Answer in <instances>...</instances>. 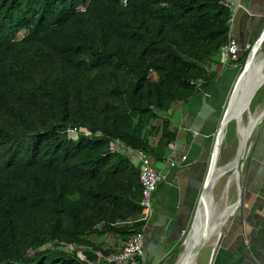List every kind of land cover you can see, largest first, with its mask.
Listing matches in <instances>:
<instances>
[{"label":"trees","instance_id":"obj_1","mask_svg":"<svg viewBox=\"0 0 264 264\" xmlns=\"http://www.w3.org/2000/svg\"><path fill=\"white\" fill-rule=\"evenodd\" d=\"M231 14L225 0H0V264H107L68 245L107 254L142 231L138 167L109 142L167 158L168 112L215 78Z\"/></svg>","mask_w":264,"mask_h":264},{"label":"crops","instance_id":"obj_2","mask_svg":"<svg viewBox=\"0 0 264 264\" xmlns=\"http://www.w3.org/2000/svg\"><path fill=\"white\" fill-rule=\"evenodd\" d=\"M228 2L232 10L229 36L236 41L241 55L264 29V0ZM210 71L216 73L213 81L184 102L174 104L168 112L176 138L167 157L175 164L159 166L163 177L153 192L151 211L142 230L143 256L139 264H175L179 259L181 232L190 226L203 193L223 109L239 69L237 63L229 61L213 64ZM255 109L261 113L264 98ZM181 156H185L184 160ZM229 175L221 196L225 199L227 188L232 185L234 191L231 198L226 196L222 209L228 210H221L218 231L210 241L207 236L205 244L210 246L203 249L208 252L206 264H264V116L256 123L238 178L237 173L232 179ZM100 241L103 249H114L116 243L117 248L121 245L108 236Z\"/></svg>","mask_w":264,"mask_h":264},{"label":"bare ground","instance_id":"obj_3","mask_svg":"<svg viewBox=\"0 0 264 264\" xmlns=\"http://www.w3.org/2000/svg\"><path fill=\"white\" fill-rule=\"evenodd\" d=\"M258 43L259 40L253 47V52L247 60L246 72L243 73V76H241L238 83L235 85L229 99L228 108L226 113L223 115V119L218 129L216 143L212 149L209 170L205 181L206 184L199 200V208L195 217V223L193 224L192 231L185 242V247L178 264H193L196 259L195 251L198 249L199 244L206 242L208 235L210 236V241L211 237L218 231V226L222 220L221 216L223 215V212H219L220 209L217 208V206H214L211 199L209 200L212 187L217 179L228 171L232 172L229 175L230 179L234 178L236 173L238 178V172L241 166H238V161L239 159H241L242 162L244 160L245 140L250 131L254 130V125L258 121L257 116H250L248 124L245 126L242 119L243 113L247 109L249 96L256 89V87L264 81V58L260 61L254 60V50ZM228 120H234L236 123L238 146L233 159L226 165L218 167L216 165V160L219 146L221 144L220 134L224 131ZM209 201L211 203V209L208 204Z\"/></svg>","mask_w":264,"mask_h":264},{"label":"built area","instance_id":"obj_4","mask_svg":"<svg viewBox=\"0 0 264 264\" xmlns=\"http://www.w3.org/2000/svg\"><path fill=\"white\" fill-rule=\"evenodd\" d=\"M225 3L228 4L230 7V3L228 2V0H225ZM230 20L231 17L229 19V24ZM238 51L239 48L236 41L230 37L228 39V42L220 49V62L222 64H225L229 61L235 62L238 57ZM169 146H171V143L169 144ZM116 148H120L123 154L129 157L131 161L134 158V163L138 167V175L141 186V219L144 221L145 225L151 211L153 192L156 188L157 183L163 177L162 171L160 170L159 166L164 164L172 166L175 164V162L167 157L162 163L158 164L155 167L152 165L149 157L142 150L126 147L121 144L117 139L109 142L108 150L110 152L114 151ZM184 158L185 156H181V160H184ZM184 233L185 231L183 230L181 232V236H183ZM52 244L54 246V243ZM68 246L72 247L73 249L76 248L77 253H80L83 250H89L94 254L96 259L101 260L107 264H139L143 256L142 231L127 238L122 243L119 250L109 252L107 254H103L100 250H92L90 247L87 246Z\"/></svg>","mask_w":264,"mask_h":264},{"label":"rangeland","instance_id":"obj_5","mask_svg":"<svg viewBox=\"0 0 264 264\" xmlns=\"http://www.w3.org/2000/svg\"><path fill=\"white\" fill-rule=\"evenodd\" d=\"M253 47H254V42L252 43L251 49ZM254 54H255V57H254V60L255 61H260V60H262L264 58V38L262 39V41L260 43H258L257 46H255ZM239 73H240V70L237 73V76H238ZM236 79H237V77H236ZM236 79L234 80V82L232 84V87H231V89L229 91V95H228L227 101L225 103L222 116H223V114H224V112L226 110V107L228 105V101H229V99L231 97L233 88L235 86ZM256 91H257V89L255 90V93H256ZM263 96H264V88L260 89L257 92V95L255 97V102L256 103H258V102L260 103L262 101V99H263ZM248 109H249V111L246 110L243 113V118H242L243 119V124L245 126L248 124V119H249L250 116H258V111H256L255 108L251 110L250 107H249ZM229 121H233L234 122L233 124L235 126V121L234 120H229ZM231 125L232 124L229 125V128H231ZM223 132L224 133L226 132V127H225L224 131H222V133L220 134L221 144L219 146V151H218L217 160H216V165L218 167H221V166L226 165L227 163H229L233 159V157H234V155L236 153V150H237V146H238V134L236 133V131H235L234 136H232V135L229 134L230 136L228 135L229 137L227 138V140H225V135L223 137ZM75 135L76 134L73 133L72 131H69L68 132V136L71 137V138H73V139L75 138ZM132 161L135 162L134 161V158L132 159ZM208 165H209V163H208ZM225 173H227V174H225ZM225 173H224L225 175L222 178H220L219 181L217 180L218 182L213 187V189L211 191V196L209 198V200L210 199L211 200L213 199L212 201H214V206L217 205V208H219V209L222 208L225 205L226 196H228L229 198H231L232 192L234 191L233 185L231 187H228L227 188V195L225 196V199L222 198L221 191L224 188V183L226 181V178L228 177L229 174H231V172L228 171V172H225ZM209 204H210V207H211L210 201H209ZM197 209H198V206L195 209V213L193 215V219H192V222H191L190 226L185 231V233H184V235L182 237L180 256H179V259L177 260V262L175 264H178L179 263V260L181 258V255L183 253V247H184L183 246V243L186 242V240L188 239V237H189V235H190V233L192 231V226L195 223V217H196V214H197ZM224 210H228V208L227 207L226 208H223L222 211H224ZM219 212H221V209H220ZM209 246H210V243L205 244V246L200 250V252L197 255V257H196V259H195V261H194L193 264H206L207 263L208 252L206 250H203V249H205V248H207Z\"/></svg>","mask_w":264,"mask_h":264},{"label":"water","instance_id":"obj_6","mask_svg":"<svg viewBox=\"0 0 264 264\" xmlns=\"http://www.w3.org/2000/svg\"><path fill=\"white\" fill-rule=\"evenodd\" d=\"M263 34H264V29H263V31L261 32V34L259 35V38L256 40V42L254 43V45H256L257 44V41L259 40V43L262 41V39L264 38V36H263ZM252 52H253V48H252V50H251V53L250 54H252ZM248 60V59H247ZM247 60H246V62L244 63V65H243V67L241 68V70H240V73L238 74V76H237V79H236V82H235V85L238 83V81H239V79L241 78V76H243V73H245L246 72V69H247ZM264 83V81L263 82H261L257 87H256V89H258L262 84ZM235 87V86H234ZM234 89V88H233ZM255 89V90H256ZM255 90L251 93V95L249 96V98H248V105H247V109L246 110H248L249 111V105H250V102H251V100H252V98H253V96H254V93H255ZM228 105H229V101H228ZM228 105H227V107H226V110H227V108H228ZM226 110H225V112H224V114L226 113ZM223 114V115H224ZM262 116H264V109L261 111V113H259L258 114V116H257V119H258V121L260 120V118L262 117ZM222 119H223V116H222V118H221V121H222ZM221 121H220V124H221ZM229 122V120L226 122V123H228ZM257 123V122H256ZM256 123H255V125H254V128H255V126H256ZM219 127H220V125H219ZM226 127V126H225ZM253 128V129H254ZM235 131H236V133H237V130H236V123H235ZM253 133H254V130H251L250 131V133L248 134V136H247V138H246V140H245V150H244V155L246 156V154H247V152H248V149H249V146H250V141H251V137H252V135H253ZM224 135H225V133L223 132V137H224ZM215 143H216V141H215ZM215 143H214V146H215ZM214 148V147H213ZM246 151V152H245ZM212 153V152H211ZM211 157V156H210ZM210 163V162H209ZM242 164V161H241V159H239V161H238V166H240ZM208 170H209V165H208V168H207V172H206V175H205V179H204V182H203V185H202V190L204 191V188H205V184H206V177H207V174H208ZM228 185V182L226 181V183H225V186H227ZM237 186L238 187H240L241 186V183H240V181L237 179ZM200 200V199H199ZM198 208H199V201H198ZM197 211H198V209H197ZM205 244V242L204 243H200L199 244V246H198V249L195 251V258H196V256H197V254H198V252L200 251V249L202 248V246ZM185 245V242L183 243V246ZM185 247V246H184ZM184 247H183V250H184Z\"/></svg>","mask_w":264,"mask_h":264}]
</instances>
